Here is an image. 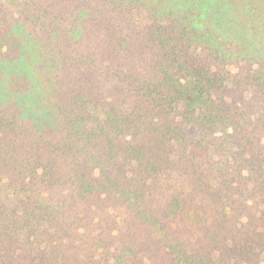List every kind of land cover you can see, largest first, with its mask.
<instances>
[{"label": "trees", "instance_id": "obj_1", "mask_svg": "<svg viewBox=\"0 0 264 264\" xmlns=\"http://www.w3.org/2000/svg\"><path fill=\"white\" fill-rule=\"evenodd\" d=\"M0 264H264V0H0Z\"/></svg>", "mask_w": 264, "mask_h": 264}]
</instances>
